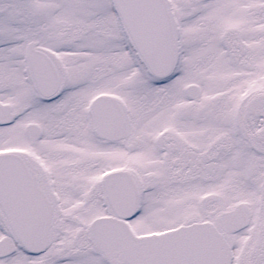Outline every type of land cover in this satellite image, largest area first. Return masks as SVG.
Instances as JSON below:
<instances>
[{"label":"snow or ice","instance_id":"snow-or-ice-1","mask_svg":"<svg viewBox=\"0 0 264 264\" xmlns=\"http://www.w3.org/2000/svg\"><path fill=\"white\" fill-rule=\"evenodd\" d=\"M0 264H264V0H0Z\"/></svg>","mask_w":264,"mask_h":264}]
</instances>
